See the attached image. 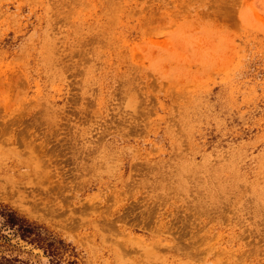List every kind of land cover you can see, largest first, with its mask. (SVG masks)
I'll list each match as a JSON object with an SVG mask.
<instances>
[{
	"label": "rangeland",
	"instance_id": "374dc122",
	"mask_svg": "<svg viewBox=\"0 0 264 264\" xmlns=\"http://www.w3.org/2000/svg\"><path fill=\"white\" fill-rule=\"evenodd\" d=\"M0 205L20 264H264V0H0Z\"/></svg>",
	"mask_w": 264,
	"mask_h": 264
},
{
	"label": "trees",
	"instance_id": "16d2710c",
	"mask_svg": "<svg viewBox=\"0 0 264 264\" xmlns=\"http://www.w3.org/2000/svg\"><path fill=\"white\" fill-rule=\"evenodd\" d=\"M4 231L13 235L18 234L21 239L35 242L43 247L42 243L45 237L42 235L41 226L18 215L13 209L0 205V264L21 263V260L13 254L14 246L9 243V234L4 233ZM46 249L50 255H55V248L52 243H47Z\"/></svg>",
	"mask_w": 264,
	"mask_h": 264
}]
</instances>
